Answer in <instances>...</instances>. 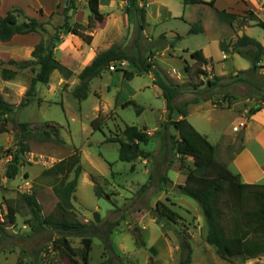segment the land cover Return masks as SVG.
Returning a JSON list of instances; mask_svg holds the SVG:
<instances>
[{"label":"rangeland","instance_id":"rangeland-1","mask_svg":"<svg viewBox=\"0 0 264 264\" xmlns=\"http://www.w3.org/2000/svg\"><path fill=\"white\" fill-rule=\"evenodd\" d=\"M86 1L76 0L72 9L70 0H0V16H5L9 10L18 15L19 21L34 17L46 28L45 32L16 37L9 43L0 44V93L9 104L20 106L35 73L31 69L20 70L7 62L31 60L33 44L42 40L49 43L57 34L59 41L54 49L55 54L62 44L63 36L68 34L61 28L65 16L71 24L74 21L84 24L91 16ZM147 1L141 2L140 6L145 7L146 16L152 10L154 18H150V25L147 24L140 31L135 15L131 14V27L125 30L121 48L130 55L147 58L164 81L179 86L182 94L175 99V105L200 100L201 108H196L199 103L187 106V119L211 143L219 144L225 135H234V131L239 135L243 123L251 118L249 112L246 119L243 117L242 107L253 105V108H264V68L252 72L249 70L250 62L236 54H226L224 60L220 59L217 39H220V43H230L243 34H250V37L264 43V4L262 6L261 0H250V3L243 0L244 7L233 8V11L244 9V18L226 24L218 19L207 4L185 6L183 0ZM120 2L119 12L123 17L127 12V2ZM231 3L232 0H220V4ZM164 5L179 17L178 20L156 21V8ZM249 10L258 19L250 17ZM192 24H201L203 33L188 35ZM177 36H181V40L176 41ZM172 41L174 47L170 46ZM197 50H202L209 60L207 66L192 59L191 54ZM80 51L66 56L72 62L71 70L74 72L69 81L54 72L48 84L36 85L31 104L10 118L29 123L32 127L57 125L66 145L31 141L30 152L22 156L18 175L10 180L6 172L16 151L14 141L18 129L9 121V131L0 135V223L5 226V231L0 233V264H74L53 251L52 242L56 234L49 229L41 232L32 230L28 224L33 223L32 214L25 196L35 193L43 217L53 212L58 203L49 184L53 178L43 177L42 173L77 149L83 171L78 181L72 214L84 223L94 222L95 212L100 214L103 221H121L110 240L123 263L113 259L114 264H180L185 256L180 249L181 233L190 237L193 250L190 264H264V257L247 262L239 259L222 260L215 248L206 243L207 227L199 204L178 190V185L184 184L186 179V170H181L182 157L174 152L167 158L162 155L161 140L156 134L163 130L167 110L162 91L153 81V74L138 75L129 63L116 64L114 72L109 69L92 80L88 98L79 101L72 91L79 83L77 76L83 66L78 64V60L84 57L82 64L87 61L84 52L81 51L82 56ZM186 67L189 68L188 72ZM3 68L14 71L15 78L4 80ZM200 70L206 71L207 75H200ZM125 71L134 75L128 79L124 77ZM216 72H223L225 76L216 86L210 87L209 82H215ZM130 101L133 105L123 107L124 103ZM138 109H141L140 115ZM98 116L106 121L103 132L94 131L91 125ZM174 118L177 119V115ZM126 126L146 130L150 141L142 148L151 152V159H138L131 163L119 160V144L106 142V137L121 134ZM169 134L173 136L172 141H177L178 134L172 126ZM171 146L173 148L174 145ZM171 162L173 165H170ZM184 162L191 165L193 158H185ZM151 174L152 181L149 177ZM163 175L168 176L171 182L161 185L159 180ZM93 177L99 181L104 192L112 195L111 201L95 195ZM149 182L150 189L141 193V187ZM159 201L179 214L176 225L157 223L153 211ZM10 208L17 212L13 225L8 224ZM70 241L74 248L82 247L81 238H70ZM112 257L110 250H105L101 238L94 237L89 264H103Z\"/></svg>","mask_w":264,"mask_h":264},{"label":"trees","instance_id":"trees-1","mask_svg":"<svg viewBox=\"0 0 264 264\" xmlns=\"http://www.w3.org/2000/svg\"><path fill=\"white\" fill-rule=\"evenodd\" d=\"M76 0H70L71 8L74 9ZM127 14H134L137 17L138 28L143 31L146 26V9L140 6L144 0H126ZM217 0H183L184 5H209L216 13L218 19L226 24H233L239 21L241 16L230 13L225 10L219 11L215 4ZM88 6L91 15L97 21L103 22L105 15L100 11V0H89ZM70 8V9H71ZM250 17L258 19L253 11L249 10ZM246 14V15H249ZM62 29L68 33L80 37L85 43L91 44L93 37L86 33V29L80 23L71 24L68 17L65 16ZM201 24H192L188 35H198L203 33ZM46 28L36 18H27L25 21H19L15 12L9 11L4 17L0 16V42H9L17 35H28L33 33L45 32ZM181 36L176 37V41L181 40ZM59 41V36L55 34L49 43L40 41L32 52V59L29 61L16 62L10 60L8 65L16 66L20 70L31 69L35 76L30 87L19 107L9 104L0 93V135L7 133L8 122H13L18 131L15 135L14 147L16 151L12 155V160L8 166L6 177L10 180L15 179L19 173L22 156L30 152L31 141L40 143L53 142L60 146H65V142L60 137V128L57 125L45 124L43 127H32L29 123L17 122L12 118L18 111L31 104L32 98L36 93L38 83L48 84L52 74L58 72L62 78L69 81L74 72L66 65L56 59L54 49ZM174 47V41L170 44ZM220 50L225 54H236L247 59L251 67L249 70L258 72L264 68L262 65L264 57V46L256 39L244 34L238 37L234 42L220 43ZM192 59L202 66H207L209 60L204 56L202 50L194 51L191 54ZM127 61L135 68L138 75L153 74L154 83L162 91L166 101L167 121L163 124V130L157 133L162 144V155L167 156L178 154L182 157L181 170H186L185 183L178 185L181 194L195 200L205 218L207 232L205 241L208 245L215 248L217 255L222 260L239 259L247 262L264 257V184L244 183L239 173L233 172L227 164L220 162L216 158L217 148L209 139L198 132L196 128L188 121L189 104H197L200 100L195 99L192 102L183 105H175V99L182 94L179 86L164 81L160 74L155 70L154 65L142 56L128 54L121 47H112L111 49L96 55L90 65L85 67L79 74V83L72 91L73 96L84 101L89 96V88L92 80L100 77L105 71L109 70L112 64L120 61ZM186 71L189 68L186 67ZM200 75H207V72L200 70ZM134 74L125 71L124 77L130 79ZM16 73L8 68L2 69V78L11 81ZM222 80L215 78V82H209V86H216L217 82ZM68 84L65 85L67 87ZM211 98H207L210 100ZM206 100V101H207ZM264 102V94L262 96ZM133 105V102H126L123 107ZM263 107L258 106L249 111V116H253ZM138 115L141 109L137 110ZM177 115V119L174 116ZM105 120L98 116L92 122L94 131L103 132ZM177 132V141H172L173 136L169 134L170 127ZM150 136L145 129H139L136 126H126L121 134L106 137V142L119 144V160L121 162H135L138 159L148 160L153 157L151 152L142 148L148 145ZM173 144V148L171 146ZM192 157L193 163L187 165L185 158ZM170 165H173L171 162ZM112 166V164H110ZM80 152L74 151L68 157L63 158L51 168L42 173L43 177H51L48 181L58 203L53 212L42 216V207L39 204L35 193L25 196V201L32 214L33 223L28 222L34 232H41L49 229L56 238L53 240V251L61 258L69 259L74 264H89L90 254L93 247V238L100 237L105 250H110L112 259H106L103 264H114V260L122 262L121 255L117 254L112 246L110 236L114 234L120 225V220L115 222L103 221L98 212L94 213V222L84 223L77 220L72 212L74 209L73 201L78 187V181L82 174ZM73 174V178H71ZM152 181V174L149 176ZM95 184V195L98 198H106L111 201V194L104 192L99 181L93 177ZM161 185L170 183L168 176H160ZM151 183H146L141 187V193L150 189ZM140 195V194H139ZM114 205V204H113ZM17 212L9 209L8 224L13 225L16 222ZM153 216L159 224L176 225L179 214L169 205L158 202L153 211ZM106 226V228H104ZM5 231L4 224L0 223V233ZM180 249L184 258L180 264H190L192 262V246L190 237L187 234L180 235ZM70 238H81L82 247L77 249L71 244ZM152 250V248H151ZM123 263V262H122Z\"/></svg>","mask_w":264,"mask_h":264},{"label":"crops","instance_id":"crops-1","mask_svg":"<svg viewBox=\"0 0 264 264\" xmlns=\"http://www.w3.org/2000/svg\"><path fill=\"white\" fill-rule=\"evenodd\" d=\"M88 1L89 0L86 1V7L88 6ZM247 2L250 3V0H248ZM261 3L263 6L264 0H261ZM243 5H244L243 0H232L231 4H220V0H217L215 7L219 11L225 10L227 12L233 13L234 12L233 8H241V7H244ZM150 6H151V3H150ZM195 6H198V5H195ZM0 9H1V6H0ZM120 9H121L120 0H100V11L102 13L104 10L106 11V13H103L105 15V20L103 22L97 21L91 15V16H88L86 23L84 24L80 23L81 25L84 26V28L86 27L85 28L87 31L86 33L90 34L93 37L91 44H87L80 37L68 33L67 35L63 36L62 44L58 46V48L55 51L54 55H56V59H58L61 63H63L69 69H71L72 62L68 61V59H66V56L72 53L75 54L79 50H81L86 55V59H87L85 64H82L84 61V57H81L78 60V62H80L78 64L83 65L81 69L82 71L85 67H87L88 65L92 63V61L94 60L97 54L105 52L111 49L112 47H122L121 42H122V39L125 37V30H129L131 27V24H130L131 14L129 15L126 12V14L122 17L119 12ZM156 9H157L156 14L158 15L156 17L157 22L166 21V20L169 21L170 19L178 20L179 18L178 16H175L169 10V8L165 5L160 6V8L157 7ZM234 13L241 16L240 20L244 18V16H242L245 14L244 9L242 11L236 10V12ZM92 17L93 19H91L90 21V18ZM31 18H34V17H31ZM150 18L152 19L154 18L152 10L148 12V15L146 16V25L147 24L150 25L149 24L151 21L149 20ZM74 23H79V22L74 21ZM31 35H36V34L33 33ZM25 36L27 35H17L13 39L15 40L16 37H25ZM33 41L34 40H32V42ZM2 43H6V42H0V44ZM38 43H34L33 48H35V46ZM217 43L220 49V39H217ZM260 43L264 46V43L262 42ZM31 46L32 44L30 45V47ZM220 52H221L220 59L224 60L226 57V54L223 53L221 50ZM59 54L61 55V57L59 56ZM81 55L83 56L82 52H81ZM246 69H249V68H246ZM223 76H225V73L216 72L215 77L222 78ZM153 81H154V78H153ZM248 101L252 103L251 100L248 99ZM202 104L207 105L208 103H202ZM210 105L211 103H209V106ZM201 107L202 105L199 103V105L196 108L198 109ZM211 107L213 109H216L213 106ZM252 108H253V105H250V107L247 105H244L242 107V110H243L242 114L245 119H246V115ZM234 133H235L234 135H225L224 140L220 142L219 144L215 145L217 148V152H216L217 160L227 164V166L233 172L239 173L244 183L264 184V108L258 113H256L255 115L251 116V118H249L243 123V127L241 128V133L239 135L236 133V131H234Z\"/></svg>","mask_w":264,"mask_h":264},{"label":"built area","instance_id":"built-area-1","mask_svg":"<svg viewBox=\"0 0 264 264\" xmlns=\"http://www.w3.org/2000/svg\"><path fill=\"white\" fill-rule=\"evenodd\" d=\"M116 64L126 65V64H128V62L125 61V60H123V61L117 62V63H115V64H112V65L109 67L110 71H113V72L115 71V69H116Z\"/></svg>","mask_w":264,"mask_h":264}]
</instances>
